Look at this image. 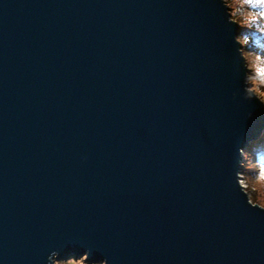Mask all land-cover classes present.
I'll use <instances>...</instances> for the list:
<instances>
[{
    "label": "water",
    "instance_id": "water-1",
    "mask_svg": "<svg viewBox=\"0 0 264 264\" xmlns=\"http://www.w3.org/2000/svg\"><path fill=\"white\" fill-rule=\"evenodd\" d=\"M238 29L225 0H0V264H264Z\"/></svg>",
    "mask_w": 264,
    "mask_h": 264
},
{
    "label": "rangeland",
    "instance_id": "rangeland-1",
    "mask_svg": "<svg viewBox=\"0 0 264 264\" xmlns=\"http://www.w3.org/2000/svg\"><path fill=\"white\" fill-rule=\"evenodd\" d=\"M227 6L231 18L242 20L238 25V38L243 36L247 41V47H242V54L248 70V84L264 103V0H232ZM259 141L263 146L264 132L247 148L249 153L242 157L240 183L249 199L264 208V151L256 155L252 148ZM82 261L72 258L57 264H86Z\"/></svg>",
    "mask_w": 264,
    "mask_h": 264
},
{
    "label": "trees",
    "instance_id": "trees-1",
    "mask_svg": "<svg viewBox=\"0 0 264 264\" xmlns=\"http://www.w3.org/2000/svg\"><path fill=\"white\" fill-rule=\"evenodd\" d=\"M226 1V4L228 5V4H230V2L232 1V0H225ZM232 20H234L238 25L240 24V22L242 21V20H237V19H234L233 17H232ZM238 35H239V31H238ZM250 39V38H249ZM238 41H239V43L242 45V47H247V41L245 40V38L243 37V36H239V38H238ZM243 57H244V53H243ZM264 132V131H263ZM263 132H262V134H261V136H260V138L263 136ZM259 138V139H260ZM258 139V140H259ZM262 142L261 141H259V143L257 144V145H252V148H253V153H256V155L258 154H260V153H263V151H264V145L262 146ZM257 147V148H256ZM248 151H250L249 149H246V151H244L243 152V156H244V154H248L249 152ZM251 200V202H252V204H256V202H254V201H252V199H250Z\"/></svg>",
    "mask_w": 264,
    "mask_h": 264
}]
</instances>
